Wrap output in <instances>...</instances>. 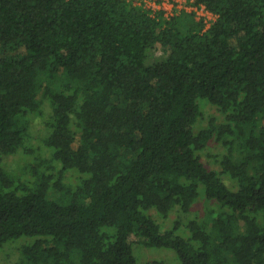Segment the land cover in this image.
Returning <instances> with one entry per match:
<instances>
[{
	"label": "trees",
	"instance_id": "16d2710c",
	"mask_svg": "<svg viewBox=\"0 0 264 264\" xmlns=\"http://www.w3.org/2000/svg\"><path fill=\"white\" fill-rule=\"evenodd\" d=\"M185 3L213 20L184 26L188 13L131 0H0V248L35 237L21 264H137L138 237L181 264H264V0ZM45 103L49 155L14 173L4 158ZM199 182L224 208L212 232L197 219L188 237L177 222L162 232L143 212L188 211Z\"/></svg>",
	"mask_w": 264,
	"mask_h": 264
},
{
	"label": "rangeland",
	"instance_id": "374dc122",
	"mask_svg": "<svg viewBox=\"0 0 264 264\" xmlns=\"http://www.w3.org/2000/svg\"><path fill=\"white\" fill-rule=\"evenodd\" d=\"M167 12L168 16L171 17L173 14L176 15L179 12L188 13V17L184 19L183 25L189 27H197L199 18L205 19V26L207 27L210 21L213 20V16L206 14L199 8L191 11L190 3H182L171 7L170 1H167ZM166 12V11H165ZM191 13V14H189ZM190 15V16H189ZM162 52L156 50L152 52L153 56H160ZM199 105H204L203 100H199ZM44 117H35L34 115H27L26 119L29 122V139L24 143L23 146L13 155H9L4 158L3 166L8 170L22 175L25 173V169L28 165L36 162V158L42 156L40 152L47 156L49 151L43 146L42 139L46 136L48 128L45 125V121L48 119L50 114V107L47 103L43 106ZM204 120L202 125H205L211 115H216L213 107L209 105L205 106ZM216 150L221 151V147ZM215 150V151H216ZM217 152V151H216ZM204 161L208 160L206 157ZM56 168H59V163L54 162ZM32 179V177L24 176L22 180ZM224 208L214 199H207L204 193V186L202 183H198V196L192 203L191 208L184 212L181 211L177 206H173L165 215L158 213L155 208H148L143 212L150 216L152 220L159 226L160 231H165L174 226L177 222V234L182 237H188L189 231L185 226V223L190 219H197L201 223L205 224V228L208 232H212V219ZM35 237L21 236L15 240L7 241L0 248V264H21V248L23 245L30 244L33 242ZM133 255L137 261V264H146L151 261H159L161 264H181L180 259L173 248L169 247H154L146 243L145 238L138 237L136 241L132 243Z\"/></svg>",
	"mask_w": 264,
	"mask_h": 264
},
{
	"label": "built area",
	"instance_id": "2783aa9c",
	"mask_svg": "<svg viewBox=\"0 0 264 264\" xmlns=\"http://www.w3.org/2000/svg\"><path fill=\"white\" fill-rule=\"evenodd\" d=\"M167 1H170V3L172 4L171 7H175V5L178 4H185V0H131V2L133 4L136 5H142L144 8L148 9L151 13L156 14L159 10L164 9L166 12H164L165 17H168V12H167ZM197 8H193V6H191V11L196 10ZM200 10H202L203 12H206L203 7L199 8ZM206 14L211 15L210 13L206 12Z\"/></svg>",
	"mask_w": 264,
	"mask_h": 264
}]
</instances>
